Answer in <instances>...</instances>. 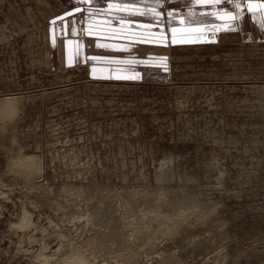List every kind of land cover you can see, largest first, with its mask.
I'll return each mask as SVG.
<instances>
[{
	"label": "rangeland",
	"instance_id": "374dc122",
	"mask_svg": "<svg viewBox=\"0 0 264 264\" xmlns=\"http://www.w3.org/2000/svg\"><path fill=\"white\" fill-rule=\"evenodd\" d=\"M66 12L0 0V97L19 98L0 110V264H264V40L172 44L163 76L103 78L49 65Z\"/></svg>",
	"mask_w": 264,
	"mask_h": 264
},
{
	"label": "crops",
	"instance_id": "0c3cea01",
	"mask_svg": "<svg viewBox=\"0 0 264 264\" xmlns=\"http://www.w3.org/2000/svg\"><path fill=\"white\" fill-rule=\"evenodd\" d=\"M61 1L67 11L62 30L45 31L47 61L87 63L97 77L163 76L172 44L215 42L227 32L264 40L261 0Z\"/></svg>",
	"mask_w": 264,
	"mask_h": 264
},
{
	"label": "bare ground",
	"instance_id": "6f19581e",
	"mask_svg": "<svg viewBox=\"0 0 264 264\" xmlns=\"http://www.w3.org/2000/svg\"><path fill=\"white\" fill-rule=\"evenodd\" d=\"M18 99H19L18 96H15V95H5V96L0 97V110L4 111V112H13V111H15V108L18 107V106L16 107V102L18 101ZM27 158H29V160H30V158L32 159L33 157H31V156L29 157L28 156ZM33 161H35V160L33 159L32 162ZM36 162H34V163L29 162L28 163L27 159L24 158L22 161L20 159L19 162H15V165H18V164L19 165H28V171L31 172V171H33V168L39 167L38 165L40 163L36 164ZM29 221H30V215H29L28 212L25 211L23 213V215L21 216L20 225L21 226H25V225H27L29 223ZM159 229H160V225L158 226V230ZM66 261H67L68 264H90V261L88 260V258L84 257L79 250H74L71 253V255L67 257Z\"/></svg>",
	"mask_w": 264,
	"mask_h": 264
},
{
	"label": "snow or ice",
	"instance_id": "6c2138e0",
	"mask_svg": "<svg viewBox=\"0 0 264 264\" xmlns=\"http://www.w3.org/2000/svg\"><path fill=\"white\" fill-rule=\"evenodd\" d=\"M163 2V0H156V3L157 4H160V3H162ZM195 2L196 3H208L209 2V0H195ZM216 2H219V0H216ZM230 2H231V0H230ZM261 2H264V0H261ZM239 5H237V7H238Z\"/></svg>",
	"mask_w": 264,
	"mask_h": 264
}]
</instances>
